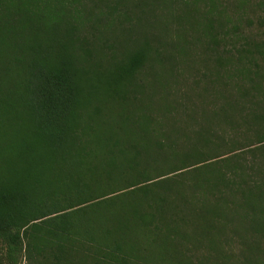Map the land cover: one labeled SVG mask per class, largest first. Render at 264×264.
<instances>
[{
  "label": "trees",
  "instance_id": "16d2710c",
  "mask_svg": "<svg viewBox=\"0 0 264 264\" xmlns=\"http://www.w3.org/2000/svg\"><path fill=\"white\" fill-rule=\"evenodd\" d=\"M194 1L176 35L205 56L178 49L147 94L167 42L119 50L70 0H0V264H264V83L227 77L216 0Z\"/></svg>",
  "mask_w": 264,
  "mask_h": 264
},
{
  "label": "rangeland",
  "instance_id": "374dc122",
  "mask_svg": "<svg viewBox=\"0 0 264 264\" xmlns=\"http://www.w3.org/2000/svg\"><path fill=\"white\" fill-rule=\"evenodd\" d=\"M70 2L86 15L84 24L89 32L88 36L100 44H102L98 38L100 33L107 44H118L119 50L124 51L135 44H140L146 38H149L160 50L163 49L161 43L167 42L164 47L174 52L178 60H167L163 64L155 61L152 67L146 66L144 71L148 70L145 78L147 94L153 82L173 73L175 65L182 66L184 56L178 49L181 51V48L184 49L185 46L188 52L197 48L198 54L192 53L193 61L196 59L195 56L197 59L205 56L203 47L199 44L201 41H198L197 45H193L192 42L194 37L201 35L200 32L186 31L178 36L176 33L182 24L177 19L174 20L176 15H181L184 22L189 19L187 17L190 14L202 13L204 2L192 0L190 3L172 5L171 1H167L165 5L159 7H154V0H70ZM115 6L118 7L117 12L111 14V9ZM213 9L217 40L212 45L217 49L216 53L224 57L227 77L244 83L246 87L251 86V79L264 83V0H216ZM125 10L134 20L132 17L126 18ZM101 11L104 13L101 14ZM186 14L189 15L186 17L184 16ZM114 15L117 19L112 20ZM7 19L6 16L0 17L1 29H8L10 23ZM58 24L61 27L70 25L68 21L63 20ZM15 25L23 26L24 23ZM52 26L56 24L52 23ZM105 50L110 52L111 49L105 48ZM163 55L165 61L168 58L167 51ZM205 69L206 64L202 62L197 69L183 70L185 77L188 78L186 83L190 82L194 75H201ZM22 264H25V261Z\"/></svg>",
  "mask_w": 264,
  "mask_h": 264
}]
</instances>
